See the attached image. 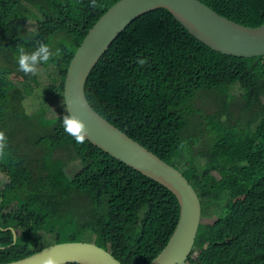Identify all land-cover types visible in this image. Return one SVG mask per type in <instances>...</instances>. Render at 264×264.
Returning <instances> with one entry per match:
<instances>
[{
    "label": "trees",
    "instance_id": "trees-1",
    "mask_svg": "<svg viewBox=\"0 0 264 264\" xmlns=\"http://www.w3.org/2000/svg\"><path fill=\"white\" fill-rule=\"evenodd\" d=\"M118 1L0 0V264L64 242L148 264L176 229L172 191L85 137L77 142L63 127L67 110L48 116L55 103L66 109L70 62ZM201 1L237 24L264 25V0ZM38 42L60 54L25 73L19 50ZM86 93L98 113L178 168L198 193L202 220L189 264H264V57L216 52L157 8L119 36ZM200 97L217 109L205 114ZM30 99L34 113L25 107ZM59 149L67 157H56Z\"/></svg>",
    "mask_w": 264,
    "mask_h": 264
},
{
    "label": "water",
    "instance_id": "water-1",
    "mask_svg": "<svg viewBox=\"0 0 264 264\" xmlns=\"http://www.w3.org/2000/svg\"><path fill=\"white\" fill-rule=\"evenodd\" d=\"M157 8L170 10L212 50L239 59L264 57V25L252 28L237 24L201 0H120L89 29L67 71V110L74 115L78 129L84 125V137L114 159L162 184L179 201L180 217L171 240L148 264H185L202 220L198 193L178 168L159 159L98 113L86 93L90 75L119 36L138 17ZM49 255L55 258V264H122L108 250L90 242L57 243L29 257L1 264H44L43 258Z\"/></svg>",
    "mask_w": 264,
    "mask_h": 264
},
{
    "label": "clouds",
    "instance_id": "clouds-1",
    "mask_svg": "<svg viewBox=\"0 0 264 264\" xmlns=\"http://www.w3.org/2000/svg\"><path fill=\"white\" fill-rule=\"evenodd\" d=\"M59 54H60L59 48H57L55 52H53L48 43L38 42L37 45L34 47V49L31 51H25L22 48L19 50L17 57L18 67L21 71L25 73L37 74L39 71V65L47 62L53 56H59ZM66 110H67V106H66ZM73 116L74 115L70 113L68 116L64 118L62 122L64 130L69 135H72L77 140V142H82L86 134L85 127L84 125H81L78 129L74 123ZM3 139H4L3 134L0 133V141H2ZM43 261L44 264H55V258L51 255L43 258ZM185 264H189V262Z\"/></svg>",
    "mask_w": 264,
    "mask_h": 264
},
{
    "label": "rangeland",
    "instance_id": "rangeland-1",
    "mask_svg": "<svg viewBox=\"0 0 264 264\" xmlns=\"http://www.w3.org/2000/svg\"><path fill=\"white\" fill-rule=\"evenodd\" d=\"M40 68L41 67L39 66V69ZM43 77L46 80H48V78L46 76H43ZM33 101H34L33 99H30V100L26 101V103H25V107H26L28 113H34V110L36 109V105H35V103ZM196 107L201 109V110H203V112L205 114L213 113L217 109V107H214L213 99H208L207 100V99H203L201 97L196 102ZM65 112H66V109L62 105H60V104L57 105L55 103V105L51 108L50 112L48 113V116L52 117V118L60 117V116L64 115ZM57 152H56L57 153L56 157H60V155H61L62 158L65 157L64 155H66V157H67V152L66 151L61 152V150L59 149ZM67 159H65V160H67ZM74 162H77V160H75ZM70 169H72V168H68V170H70ZM73 170L74 169H72L71 172H73ZM212 221L213 220H207V219L204 220L205 223H209V222H212Z\"/></svg>",
    "mask_w": 264,
    "mask_h": 264
}]
</instances>
